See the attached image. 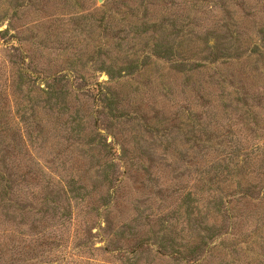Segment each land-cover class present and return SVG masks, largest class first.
I'll list each match as a JSON object with an SVG mask.
<instances>
[{"label":"rangeland","instance_id":"rangeland-1","mask_svg":"<svg viewBox=\"0 0 264 264\" xmlns=\"http://www.w3.org/2000/svg\"><path fill=\"white\" fill-rule=\"evenodd\" d=\"M0 264H264V0H0Z\"/></svg>","mask_w":264,"mask_h":264}]
</instances>
